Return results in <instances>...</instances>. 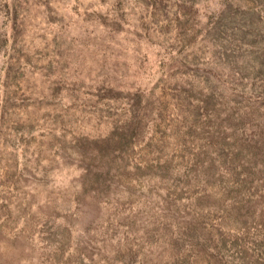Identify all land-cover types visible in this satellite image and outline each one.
<instances>
[{
	"label": "rangeland",
	"instance_id": "374dc122",
	"mask_svg": "<svg viewBox=\"0 0 264 264\" xmlns=\"http://www.w3.org/2000/svg\"><path fill=\"white\" fill-rule=\"evenodd\" d=\"M0 264H264V0H0Z\"/></svg>",
	"mask_w": 264,
	"mask_h": 264
}]
</instances>
